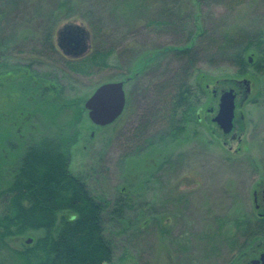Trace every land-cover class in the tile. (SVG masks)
Returning a JSON list of instances; mask_svg holds the SVG:
<instances>
[{"label": "rangeland", "instance_id": "obj_1", "mask_svg": "<svg viewBox=\"0 0 264 264\" xmlns=\"http://www.w3.org/2000/svg\"><path fill=\"white\" fill-rule=\"evenodd\" d=\"M111 1L71 0L72 15L66 16L55 13L59 0H0V126L18 119L20 108L37 109L25 126L39 131L52 124L55 113L46 112L61 106L53 125L62 129L100 85L129 78L124 114L112 125L98 127L83 111L72 149L71 170L85 176L90 192L108 204L103 226L115 249L112 264H250L264 253V229L254 226L264 219V73L250 69L240 74L222 46L228 35L237 40L264 34V0L186 1L182 8L193 17L187 35L198 40L197 67L188 75L182 71L186 62L168 51L188 45V37L177 43L173 32L159 34L143 23L116 21ZM154 1L159 7L161 0ZM155 6L150 12L159 11ZM97 22L107 35V47L115 45L118 62L90 76L70 73L64 63L96 47L92 24ZM202 29L208 32L205 38ZM69 31L85 36L76 54L66 51ZM50 34L56 50L51 61L32 56ZM245 57L252 64L259 58L254 52ZM28 63L29 71L50 76V90L22 95L12 86L22 72L13 68ZM181 76L205 89L193 91L196 111L186 115L183 130L171 138L162 114L169 113L170 97L179 90L161 87H171ZM231 89L236 108L227 133L214 118L222 94ZM146 108L158 109L149 143L147 138L138 142L134 134ZM122 194L131 207L116 219L113 208ZM242 220L253 223L236 228ZM37 235L14 238L10 245L21 249Z\"/></svg>", "mask_w": 264, "mask_h": 264}, {"label": "trees", "instance_id": "obj_2", "mask_svg": "<svg viewBox=\"0 0 264 264\" xmlns=\"http://www.w3.org/2000/svg\"><path fill=\"white\" fill-rule=\"evenodd\" d=\"M186 1L188 0H161V7H156L158 2L154 0H112L110 15L112 19L126 22L129 26L143 23L146 28H152L159 34L173 32L177 35V43H182L184 38L188 37L187 43L191 44L168 50L186 62L182 71L188 75L187 72L190 74L191 70L193 72L197 67L198 40L193 33L187 35L193 17L191 12L183 10ZM154 6L155 9L160 8L158 12L153 9L150 12ZM54 9L55 13L65 12L66 16L72 15L71 0H59ZM52 13L54 14V10ZM92 29L97 45L91 54L64 63L70 73L90 76L118 62L116 47H107V35H104L100 23H93ZM200 36L205 38L208 32L202 29ZM227 37V45L222 46V50L225 54L233 55V64L238 67L240 74H245L250 69L264 73V34L239 36L237 40L230 38V35ZM45 39L42 49H34L31 55L51 61L50 58L55 56L53 54L56 51L51 34ZM238 45L241 46L240 49L237 48ZM250 52L259 57L254 64L251 59L245 57ZM31 63L13 68H20L22 72L20 71L19 76H14L12 86H18L22 95L28 92L36 96L50 90L51 81L50 76L29 71L28 66ZM199 83L193 84L181 76L177 82L170 85L171 87L167 83L162 85L163 91L172 87L179 90L176 95L170 97L171 109L169 105L165 106V109H170L169 113L162 114V119L170 124L169 137L172 138L175 133L181 132L184 128L182 122L187 120L186 115L196 111V105L192 101L193 91L202 92L205 89L204 85ZM154 109L146 108L145 114L142 115L141 126L134 132L139 134H136L138 142L147 138L149 143L151 139L148 135L152 127H155L153 123L157 121L155 113L158 109ZM36 110L20 108L18 119L2 123L0 126V264H112L115 249L113 243L106 239L103 226L108 204L104 203L106 200H97L90 192L85 176L71 170L72 149L79 137L75 128L80 114L87 110L85 107L75 109L72 112L74 120L69 121L68 125L62 128L63 131L55 130L53 125L61 114V106L46 112L50 116L51 113L48 112L53 111L55 115L52 114L49 120L52 124L44 125V129L37 131L29 125L26 127L28 116L32 117ZM177 115H181V118L177 119ZM121 142L124 145L123 141ZM125 199L122 194L115 203L113 213L116 219H122L127 208L131 207ZM259 220H256L254 226L263 230L264 219ZM247 223L253 222L236 221L235 227L240 229ZM32 234L39 235L32 238L31 243H28L31 238L27 239L21 249L10 245L12 239Z\"/></svg>", "mask_w": 264, "mask_h": 264}, {"label": "water", "instance_id": "obj_3", "mask_svg": "<svg viewBox=\"0 0 264 264\" xmlns=\"http://www.w3.org/2000/svg\"><path fill=\"white\" fill-rule=\"evenodd\" d=\"M69 42L73 50H79L85 40L81 31H69ZM129 79V78H128ZM107 82L100 85L85 102L90 121L99 127H106L114 123L124 112L126 107L125 84L127 80ZM235 93L231 89L224 92L220 98L219 112L214 118V122L223 128L225 132H230L233 128L235 112ZM32 239L28 240L31 243ZM250 264H264V253L259 259H254Z\"/></svg>", "mask_w": 264, "mask_h": 264}, {"label": "flooded vegetation", "instance_id": "obj_4", "mask_svg": "<svg viewBox=\"0 0 264 264\" xmlns=\"http://www.w3.org/2000/svg\"><path fill=\"white\" fill-rule=\"evenodd\" d=\"M73 32V31H72ZM68 42H69V34L67 33V36L65 37V41H64V43H65V46H66V51L68 52V53H72V54H76V53H78V52H80V49L79 50H73L72 48H71V45H69L68 44ZM82 47V46H81ZM256 203H258V200L256 199ZM256 207H257V209H260L261 208V206L259 205V204H256Z\"/></svg>", "mask_w": 264, "mask_h": 264}]
</instances>
